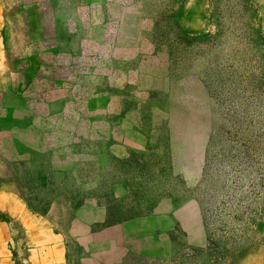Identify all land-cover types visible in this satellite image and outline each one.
Wrapping results in <instances>:
<instances>
[{
	"label": "rangeland",
	"instance_id": "374dc122",
	"mask_svg": "<svg viewBox=\"0 0 264 264\" xmlns=\"http://www.w3.org/2000/svg\"><path fill=\"white\" fill-rule=\"evenodd\" d=\"M114 21L61 106L26 113L25 78L0 76L17 193L67 264H264V0H128Z\"/></svg>",
	"mask_w": 264,
	"mask_h": 264
},
{
	"label": "crops",
	"instance_id": "0c3cea01",
	"mask_svg": "<svg viewBox=\"0 0 264 264\" xmlns=\"http://www.w3.org/2000/svg\"><path fill=\"white\" fill-rule=\"evenodd\" d=\"M127 2L0 0V41L9 67L0 76L7 75L10 84H17L14 75L25 78L26 113L65 104L81 62L107 56V28ZM99 28H105V36L97 33ZM4 90L0 80V93ZM11 171L12 160L0 147V264H19L12 257L17 251L28 254L23 264H67L62 243L19 196Z\"/></svg>",
	"mask_w": 264,
	"mask_h": 264
}]
</instances>
